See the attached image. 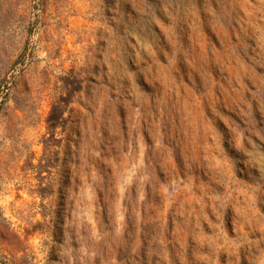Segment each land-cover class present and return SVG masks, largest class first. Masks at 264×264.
<instances>
[{"label": "rangeland", "instance_id": "374dc122", "mask_svg": "<svg viewBox=\"0 0 264 264\" xmlns=\"http://www.w3.org/2000/svg\"><path fill=\"white\" fill-rule=\"evenodd\" d=\"M0 264H264V0H0Z\"/></svg>", "mask_w": 264, "mask_h": 264}]
</instances>
